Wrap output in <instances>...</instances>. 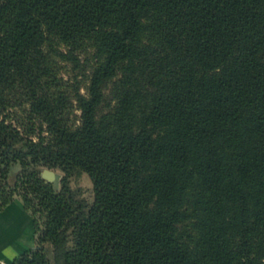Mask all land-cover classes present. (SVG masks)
<instances>
[{"label":"trees","instance_id":"16d2710c","mask_svg":"<svg viewBox=\"0 0 264 264\" xmlns=\"http://www.w3.org/2000/svg\"><path fill=\"white\" fill-rule=\"evenodd\" d=\"M58 41L95 51L79 113ZM16 197L36 245L13 264H264V0H0V210Z\"/></svg>","mask_w":264,"mask_h":264},{"label":"rangeland","instance_id":"374dc122","mask_svg":"<svg viewBox=\"0 0 264 264\" xmlns=\"http://www.w3.org/2000/svg\"><path fill=\"white\" fill-rule=\"evenodd\" d=\"M59 43V47L67 52L66 45L63 43ZM58 43L55 45L58 46ZM46 53L48 54V65L51 69V72L57 77V81L55 86L52 88H56L65 92L68 98L73 101V111L75 113H79V110H76V101H74V94L76 88L79 87L82 93H86V86H87V77L90 73V68L94 65L95 60V51L94 48H88L86 45L78 46V48L74 51L68 50L67 57L63 56H55L52 52V45L45 46ZM110 94L108 93L107 97ZM20 101V99H19ZM12 116L15 122H20V124L24 126H32L36 124L37 120L33 118V115L29 113V104L23 102L22 104L15 105L11 109ZM71 120L74 118V114L71 113ZM19 164L16 163L12 166L11 170V182L14 181L16 173L19 171ZM46 169V168H45ZM44 169V170H45ZM53 170V169H50ZM55 171V178L53 183L55 185H59L60 176L62 172L60 170H53ZM81 184L86 189V195L90 198L93 197V183L90 176L87 173H84L78 180L74 181L73 184Z\"/></svg>","mask_w":264,"mask_h":264},{"label":"crops","instance_id":"0c3cea01","mask_svg":"<svg viewBox=\"0 0 264 264\" xmlns=\"http://www.w3.org/2000/svg\"><path fill=\"white\" fill-rule=\"evenodd\" d=\"M35 245L33 217L16 197L0 210V263L13 264L18 255Z\"/></svg>","mask_w":264,"mask_h":264},{"label":"water","instance_id":"95a60500","mask_svg":"<svg viewBox=\"0 0 264 264\" xmlns=\"http://www.w3.org/2000/svg\"><path fill=\"white\" fill-rule=\"evenodd\" d=\"M42 176L46 180L53 182L54 181V178H55V171L46 168L45 170H43ZM61 177H62V175L60 176V179H61Z\"/></svg>","mask_w":264,"mask_h":264}]
</instances>
